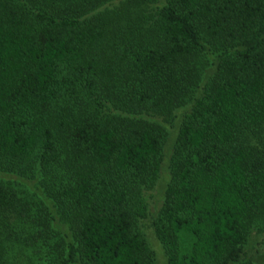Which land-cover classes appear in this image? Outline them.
Here are the masks:
<instances>
[{
	"label": "trees",
	"instance_id": "16d2710c",
	"mask_svg": "<svg viewBox=\"0 0 264 264\" xmlns=\"http://www.w3.org/2000/svg\"><path fill=\"white\" fill-rule=\"evenodd\" d=\"M111 1L0 0V264L37 212L57 264H257L264 0Z\"/></svg>",
	"mask_w": 264,
	"mask_h": 264
},
{
	"label": "rangeland",
	"instance_id": "374dc122",
	"mask_svg": "<svg viewBox=\"0 0 264 264\" xmlns=\"http://www.w3.org/2000/svg\"><path fill=\"white\" fill-rule=\"evenodd\" d=\"M124 2L125 0H112L110 3L99 8L95 13H92V15L101 17L103 21H114L115 18H111V16L115 10V6L119 4L121 5ZM154 120H158L160 122L162 118L156 117L151 121ZM163 178L164 174H161V179L152 190L141 191L139 193V196L144 200V205L148 210H150L151 214H153L155 209L160 205L159 192L161 190ZM0 180H3L4 182L11 181L14 183V186L19 190H22L27 197H35V195H39L40 191L35 188V181H25L15 176H4L1 174ZM32 219L33 221L28 224L30 232L26 235L25 240L22 241V247L19 249L22 252V255L16 258V261H14L13 264H57V248H59L60 255V239L70 234L68 226L62 223L59 217L55 215L56 223H52L51 229L47 232L42 229L39 223L36 222L38 221V212L34 214ZM137 224L141 232H143L147 238L151 248L156 252L158 263H160L162 260L161 250L157 242L154 240L150 228L148 227V219H139ZM22 229L23 227L21 230ZM59 237L61 238L59 239ZM246 251L256 260L257 264H264V232L259 235L256 233L252 234L246 247Z\"/></svg>",
	"mask_w": 264,
	"mask_h": 264
}]
</instances>
